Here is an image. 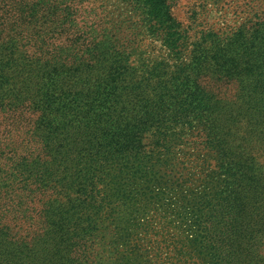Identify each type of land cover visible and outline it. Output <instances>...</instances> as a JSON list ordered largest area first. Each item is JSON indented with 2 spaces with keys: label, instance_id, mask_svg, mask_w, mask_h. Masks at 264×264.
<instances>
[{
  "label": "trees",
  "instance_id": "obj_1",
  "mask_svg": "<svg viewBox=\"0 0 264 264\" xmlns=\"http://www.w3.org/2000/svg\"><path fill=\"white\" fill-rule=\"evenodd\" d=\"M83 1L0 0V264L264 261L261 97L220 91L250 68L231 54L217 64L216 50L188 62L164 0H134L179 59L170 73L153 60L138 70ZM22 205L34 222L14 229ZM213 212L238 218L235 236L208 228Z\"/></svg>",
  "mask_w": 264,
  "mask_h": 264
},
{
  "label": "rangeland",
  "instance_id": "obj_2",
  "mask_svg": "<svg viewBox=\"0 0 264 264\" xmlns=\"http://www.w3.org/2000/svg\"><path fill=\"white\" fill-rule=\"evenodd\" d=\"M83 3L86 14L89 16L88 19L92 18L94 24H100L111 32H116L118 42H127L128 49L131 50V64L134 68L142 70L152 60L154 64L160 63L161 67L158 66V69L162 68L163 64L162 69L169 73L176 68L179 59L163 46L160 37L147 33L145 29L147 25L141 12L142 6L134 0H84ZM164 4L172 16L171 21L182 25L187 32V51L189 52L186 58L188 62H192L194 55L201 62L204 56H206L204 60L209 61L211 59L209 55L215 50L216 56L213 55V57L217 64H222L221 58L226 59L229 54L233 55L236 61L234 63H238L240 67L250 68V75L231 79L229 83L220 87L221 93L224 94L226 101L236 104L240 101L239 97L242 93L246 92L245 87H248L252 90L248 91L249 94L256 93L261 97L255 105L256 114H264V20L257 23L261 20V16H264V0H164ZM255 16L258 19L254 25L259 27V31H253L249 21L250 17ZM193 42H196L194 46H192ZM195 48L198 50H193ZM241 51L244 57L239 58ZM223 110H227V107ZM216 118L220 122L219 111L216 113ZM185 136L184 134L182 138ZM188 140H196V138L190 136ZM228 144L234 150V144L229 142ZM252 145L256 146L258 143L254 142ZM191 152L195 153L193 154L195 157L198 153L199 156L208 158L212 162L215 161L216 153L209 147H200L198 151ZM177 166L179 165H175L173 170H176ZM159 168L161 167H156L157 170ZM162 170L168 171L169 169L167 167ZM182 170L186 171L185 168ZM25 210V205H22L19 210H13L11 213L10 222L14 229L34 222L35 214L32 209L26 212ZM213 215L215 217L212 219L216 220L217 224L212 228L211 223L208 224L209 229L219 234L220 231H228L230 227L231 230L225 234L232 232L233 236L236 235L240 228L238 218L232 221L228 217V224H225L220 221L222 217L216 212H213ZM4 221L7 222V215ZM256 247L264 252L260 238L256 242ZM262 262L264 261L261 260V263L258 261L257 264H262Z\"/></svg>",
  "mask_w": 264,
  "mask_h": 264
}]
</instances>
